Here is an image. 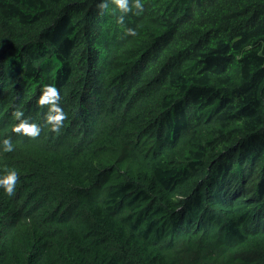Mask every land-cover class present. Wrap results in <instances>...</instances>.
<instances>
[{
  "label": "trees",
  "instance_id": "obj_1",
  "mask_svg": "<svg viewBox=\"0 0 264 264\" xmlns=\"http://www.w3.org/2000/svg\"><path fill=\"white\" fill-rule=\"evenodd\" d=\"M101 2L0 0V264H264V0Z\"/></svg>",
  "mask_w": 264,
  "mask_h": 264
},
{
  "label": "clouds",
  "instance_id": "obj_2",
  "mask_svg": "<svg viewBox=\"0 0 264 264\" xmlns=\"http://www.w3.org/2000/svg\"><path fill=\"white\" fill-rule=\"evenodd\" d=\"M121 13L117 18V24L124 25V16L128 13H133L136 16L142 15L145 11V5L142 0H111ZM100 14L103 15L104 11L108 8V0L96 5ZM135 10V11H134ZM115 14V10H113ZM125 35L135 37L138 35L137 31L133 28H125ZM60 90L55 85H45L41 89V95L38 99V105L40 107H47L48 111L45 114V124L50 126V131L59 133L64 126V121L68 119V114L60 106ZM13 117L18 121L12 128V131L18 135H24L31 139H37L41 131L43 130L41 125L31 122L25 118V114L22 110L17 108L13 113ZM4 152H13L14 145L11 137H7L2 141ZM20 182V174L16 169L5 168L0 174V188L4 190L7 196H14L16 187Z\"/></svg>",
  "mask_w": 264,
  "mask_h": 264
}]
</instances>
